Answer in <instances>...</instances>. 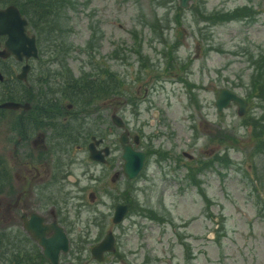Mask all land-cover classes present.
Masks as SVG:
<instances>
[{"label": "rangeland", "instance_id": "1", "mask_svg": "<svg viewBox=\"0 0 264 264\" xmlns=\"http://www.w3.org/2000/svg\"><path fill=\"white\" fill-rule=\"evenodd\" d=\"M28 4L24 10L33 13L30 32L39 36L43 56L55 51L70 60V73L75 68L101 74V87L108 88L105 94L93 96L101 106L91 122L100 118L103 122V143L112 148L110 165L83 167H101L110 175L116 168L120 176L107 181L103 174L96 201H87L73 186L60 194L61 200H67L69 193L75 195L68 199L70 208L61 205L72 237L68 260L74 264H264V97L258 98L264 86V0H195V8L181 7L178 0ZM242 7L238 17H216ZM213 13L216 18L209 19ZM65 45L69 50H63ZM2 68L8 70V64L0 59ZM225 86L250 100L244 114H238L236 103L217 110L216 92ZM43 88L50 92L48 83ZM96 92L93 87L78 95L88 99ZM61 97L68 111L66 103L75 96ZM113 111L139 133V147L148 148L145 166L132 181L121 172L118 135L123 127L112 123ZM14 113L11 108L0 110V169L12 159L13 139H4L3 123ZM2 193L1 229L10 222L20 223L2 222L6 201ZM126 201L128 213L114 222V204ZM80 202L85 207L73 212L74 203ZM108 230L115 236L116 250L96 260L90 248ZM16 248L0 240V264H15Z\"/></svg>", "mask_w": 264, "mask_h": 264}, {"label": "flooded vegetation", "instance_id": "2", "mask_svg": "<svg viewBox=\"0 0 264 264\" xmlns=\"http://www.w3.org/2000/svg\"><path fill=\"white\" fill-rule=\"evenodd\" d=\"M27 32L35 34L37 55L28 57L23 55L21 58L12 53L0 55L1 62L8 64V70L3 68L0 70L3 74L0 79V84L3 85L1 90L14 83L16 100L20 102L18 107L11 109L15 112L14 116L3 123L6 134L4 139H13V147L10 150L12 156L10 163L0 169V192L5 193L6 200L2 204L1 212L4 218L2 222L9 223L15 219L20 223L10 222L6 227L0 228V237L8 243L19 244L22 252H33L36 259L40 255L45 264H52L43 254V247L25 225L33 216L31 214L35 213L42 218L43 224L50 225L54 221L62 227L68 238V249L65 251L60 249L58 264H74L73 260H68L72 237L66 228L68 214L63 211L62 206L75 195L69 193L70 196L65 195L67 200H61L60 194H65L68 187L73 186L83 193V198L87 201L92 198L96 201L102 189L103 174L107 175V181L117 180L116 178L120 176L116 168L110 175V171L104 169L102 171L101 167L99 170L83 167L88 163L95 166L110 165L109 153L112 148L109 144L103 143L105 139L103 122L101 118L91 122L94 110L101 106V103L93 101V96L102 94V75L84 70L78 71L80 74H77L75 68H72L73 73H70V60L55 51L43 56L39 50L37 34L28 29ZM6 39L7 34L0 36L2 50L6 49L4 45ZM10 61L16 65L15 69L9 67ZM25 65H27L25 76L22 77ZM53 67H57L55 68L57 71H53ZM75 74L77 76L73 78ZM43 83H48L50 92L43 88ZM93 87L97 88L98 92L90 94L88 99L78 95V91L91 90ZM60 94L75 96L71 102L66 103L68 111L63 108L64 102ZM86 101L89 102L88 106L85 104ZM3 108L5 107H0V110ZM127 129L126 142L146 152V163L148 148H140L139 133L128 127ZM120 144L122 149V143ZM105 146H108L107 153L103 149ZM91 148L98 156H102L103 160L91 157ZM120 156L122 158V151ZM122 165L123 162L121 167ZM86 173L87 178L84 177ZM122 174L126 178L123 172ZM139 174L136 177H139ZM133 179L135 178L129 180ZM83 198L81 196V199ZM85 205L84 202L74 203L72 211L77 213ZM53 233L54 228L49 226L45 236ZM25 243L30 244V248H27Z\"/></svg>", "mask_w": 264, "mask_h": 264}, {"label": "water", "instance_id": "3", "mask_svg": "<svg viewBox=\"0 0 264 264\" xmlns=\"http://www.w3.org/2000/svg\"><path fill=\"white\" fill-rule=\"evenodd\" d=\"M194 0H178L179 6H189L190 2ZM27 20L20 14L18 8L13 5H7L4 8H0V35L7 34L8 37L4 43L5 50H0V55H6L7 53H14L17 58H21L22 55L30 56L37 54V47L35 43L34 35H28L26 32ZM22 73V76L25 73ZM1 77V74H0ZM231 102L237 104L238 114H243L249 106L248 101L239 95L237 92L229 87H220L216 92L215 106L218 111H221L223 107L228 106ZM20 105L19 102L13 100H6L0 102V107H11L16 108ZM113 121L118 125H123V120L120 116L113 113ZM127 130H124L120 134V141L122 142L123 152L122 169L128 178L134 177L143 166L145 152L143 150H135L132 146L126 143ZM104 151L108 152V146H105ZM91 157L103 160L102 156H98L91 148ZM128 203H117L115 205V212L112 220L118 222L122 219L124 214L128 210ZM31 218L25 222L26 227L32 233L39 244L43 247V254L50 260L52 264H58V253L60 249L65 251L68 247V238L66 237L61 226L57 225L56 222H51L50 225L42 223V218L37 214L32 213ZM53 227L54 233L50 236H45L47 228ZM115 250L114 237L111 231H108L106 236L102 238L92 249V255L101 260L103 258L104 251ZM63 264V263H60Z\"/></svg>", "mask_w": 264, "mask_h": 264}, {"label": "trees", "instance_id": "4", "mask_svg": "<svg viewBox=\"0 0 264 264\" xmlns=\"http://www.w3.org/2000/svg\"><path fill=\"white\" fill-rule=\"evenodd\" d=\"M32 1H34V0H13V2L16 3L22 11L24 9L28 8L29 7L28 3L32 2ZM35 1L37 2V0H35ZM192 7L195 8V4H192ZM243 9H244V7L236 8V9H233L230 11L219 12L218 14H216V17L219 19H222V20L229 19V18L232 19V18H235V17L242 15ZM24 11H23V13L30 20L29 24L30 23L32 24L30 17L33 16V13L29 12V11H27V12L26 11L24 12ZM203 17H206V15H203ZM216 17H215V13H213V15L210 16L209 19H213ZM63 50H65V51L69 50L68 46L65 45ZM2 86L3 85L0 84V101L5 100V99H16V91H15L14 83L8 85L5 88V90H1ZM106 86H109V85L106 84ZM107 89L108 88L103 87L102 94H105ZM260 89H261V94L258 96V98L263 99V97H264V86H261ZM246 99L248 100V102H250V100L248 98H246ZM0 240H2L1 237H0ZM16 246H17V248L14 250V254H13L15 256V260H14L15 264H45L44 260H42L40 255H39V258L36 259L35 256L33 255L34 254L33 252H22L19 244H17Z\"/></svg>", "mask_w": 264, "mask_h": 264}]
</instances>
